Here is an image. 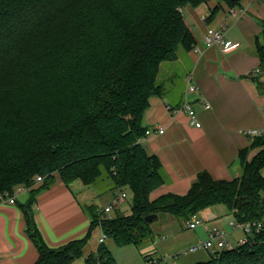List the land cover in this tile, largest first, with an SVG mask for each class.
Segmentation results:
<instances>
[{
  "label": "trees",
  "instance_id": "obj_1",
  "mask_svg": "<svg viewBox=\"0 0 264 264\" xmlns=\"http://www.w3.org/2000/svg\"><path fill=\"white\" fill-rule=\"evenodd\" d=\"M207 1L0 0V196L29 189L21 208L39 252L36 264H117L105 243L85 257L95 230L119 247H143L158 238L145 222L149 215L170 214L189 223L223 205L235 222L264 220V150L249 159L251 150L264 147V135L240 151V178L215 180L204 171L186 195L151 200L165 173L159 157L143 145L144 115L152 97L165 96L175 74L162 78L164 65L195 44L183 9ZM215 13L216 8L211 17ZM256 53L260 75L253 79L264 94V43ZM55 175L67 185H109L115 196L130 192L132 213L89 211L85 237L51 249L34 207ZM196 264H264V229Z\"/></svg>",
  "mask_w": 264,
  "mask_h": 264
},
{
  "label": "crops",
  "instance_id": "obj_2",
  "mask_svg": "<svg viewBox=\"0 0 264 264\" xmlns=\"http://www.w3.org/2000/svg\"><path fill=\"white\" fill-rule=\"evenodd\" d=\"M236 1L238 3L230 7L221 0H208L182 11L195 44L191 51L182 50L189 65L181 89L172 93L176 75L170 76L165 96L151 98L143 119L146 129L165 130L163 135L143 141L147 151L159 157L165 173V183L151 194L152 201L167 194L186 195L198 174L204 171L215 180L240 178L243 168L238 156L252 140L247 133L264 129V94L253 79L260 75L256 49L264 43V0ZM215 8L216 13L211 17ZM210 27L222 31L225 39L237 47L225 52L221 46H207L205 36ZM190 83L197 86L198 94L188 92ZM187 101L196 111L201 128L192 126L188 114L182 110ZM206 104L211 108L207 109ZM256 154L253 151L249 159ZM96 189L80 181L67 185L55 175L54 183L36 196L35 220L51 249L85 237L92 220L89 211L99 213L114 200L116 191L112 187L103 193ZM29 197V192H23L17 195L15 204H0V264H36L39 260L21 208ZM96 198L101 201L99 207L93 204ZM116 208L110 216L119 214ZM199 216L207 223H215L230 216V212L226 206L218 205L204 210L196 218ZM217 229L225 230L222 226ZM205 232L207 237L201 239L197 228L191 230L187 225L184 232L178 228L169 236H159L155 245L142 249L145 261L152 255L160 264L206 262L213 253L228 249L226 244L233 247L244 237L236 240V231H233L224 239V244L219 240L210 250L180 254L208 241L209 234L206 229Z\"/></svg>",
  "mask_w": 264,
  "mask_h": 264
},
{
  "label": "rangeland",
  "instance_id": "obj_3",
  "mask_svg": "<svg viewBox=\"0 0 264 264\" xmlns=\"http://www.w3.org/2000/svg\"><path fill=\"white\" fill-rule=\"evenodd\" d=\"M186 55H184V52L181 50L179 52V60L177 62H170L166 63L163 67V77H168V74H176L175 79V86L172 90V93L178 92L181 89L183 79L185 77L186 69L188 68L189 61L185 60ZM264 80V79H263ZM261 150H264V147L262 148H256L254 150H251L249 152V158L253 151H256L257 153ZM109 185L101 184L97 191L99 190L100 193L107 192L109 190ZM17 189V188H16ZM127 193V198L124 200L117 208L116 210L120 215L128 216L132 213V205H133V197L130 192ZM93 204H95L97 207L101 206L100 199L92 200ZM230 212V211H229ZM113 214V213H112ZM231 214V213H230ZM113 216V215H112ZM158 221H156L152 228L154 230V234L158 237L153 245L156 244V242L159 241V236H169L171 231H176V229H180L182 232H184L187 229V221L182 218L174 217L170 214H161L159 215ZM201 219L203 224L201 226L197 227V233H199L201 239H205L207 237V234L205 232L206 227L210 228L211 230L217 229L218 226L224 227V232L229 236V233H232L233 230L229 226V222H235L232 218V216H228L221 220L220 222L215 223H207L204 221L201 216L198 217V219ZM197 220L196 217H192L189 222H193ZM170 222V223H169ZM228 223V224H227ZM183 229V230H182ZM221 230V229H220ZM223 231V230H222ZM244 234L241 231H236L234 234V238L238 240V238L243 236ZM103 237V232L100 228L96 229L91 240L89 241V244L85 248V257H87L90 253L96 252L98 247L100 246V239ZM105 244L108 246V248L111 250L117 264H146L145 258L143 256L142 249L151 246L152 244L148 242L147 245L143 247H136L135 245H130L126 247H119L115 244V242L111 239H106ZM83 264H84V260ZM81 262V261H80ZM80 262L76 264H80Z\"/></svg>",
  "mask_w": 264,
  "mask_h": 264
},
{
  "label": "built area",
  "instance_id": "obj_4",
  "mask_svg": "<svg viewBox=\"0 0 264 264\" xmlns=\"http://www.w3.org/2000/svg\"><path fill=\"white\" fill-rule=\"evenodd\" d=\"M205 43L207 46H221L223 51L228 52L237 47L235 43L232 41H228L224 37V33L222 31L216 30L214 28H208L206 31L205 36ZM189 93L198 94L199 89L197 86L193 84H188L187 88ZM206 108L209 109L211 106L209 104H206ZM170 109V108H169ZM184 112H186L189 116L190 123L195 128H201L202 124L199 121V118L197 116L196 111L193 109L191 103L189 101L185 102L183 109ZM165 133V130L162 128L158 129H147L145 138L155 136L157 134L163 135ZM251 137H258L264 135V129L262 130H252L247 133ZM43 181L42 177L37 178V183H41ZM28 188L19 187L15 190V193L10 195L6 193L5 195L0 196V204L3 203H9V204H15L16 203V197L17 195L22 194L23 192H27ZM127 194L126 193H119L114 197V200L106 207H104L100 212L104 214L105 216H110L113 210L118 207L124 200H126ZM203 222L201 220H195L193 222L187 223L189 226V229L195 230L198 226H201ZM230 227L233 231H241L244 234V237L236 244L241 245L245 244L248 241V236L250 234H253L254 232H259L260 230L264 229V220L260 222H247V223H238V222H231ZM208 234H209V240L204 243L196 244L188 249L183 250L180 254L181 255H187L191 253H196L199 250H210L213 248L214 243L216 241H221V244H224V239L227 237V234L220 230V229H213L210 230L209 228H206ZM107 239V236L103 234V237L100 239V243H105ZM235 246L231 247L229 244H226V248L232 249ZM147 264H160L159 259L157 258H149L147 260Z\"/></svg>",
  "mask_w": 264,
  "mask_h": 264
},
{
  "label": "water",
  "instance_id": "obj_5",
  "mask_svg": "<svg viewBox=\"0 0 264 264\" xmlns=\"http://www.w3.org/2000/svg\"><path fill=\"white\" fill-rule=\"evenodd\" d=\"M159 216L158 215H149L145 217V222L149 225L154 224L156 221H158Z\"/></svg>",
  "mask_w": 264,
  "mask_h": 264
}]
</instances>
